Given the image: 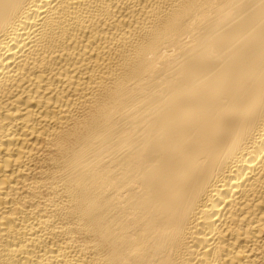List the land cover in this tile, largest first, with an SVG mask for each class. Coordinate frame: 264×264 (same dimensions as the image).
<instances>
[{"label":"bare ground","instance_id":"1","mask_svg":"<svg viewBox=\"0 0 264 264\" xmlns=\"http://www.w3.org/2000/svg\"><path fill=\"white\" fill-rule=\"evenodd\" d=\"M0 264H264V0H0Z\"/></svg>","mask_w":264,"mask_h":264}]
</instances>
